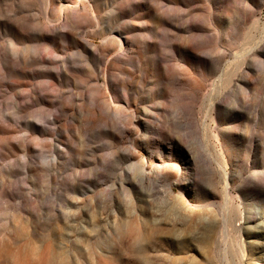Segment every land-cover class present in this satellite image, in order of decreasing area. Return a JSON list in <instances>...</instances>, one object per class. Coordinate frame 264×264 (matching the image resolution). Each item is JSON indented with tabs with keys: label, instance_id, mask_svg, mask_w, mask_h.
<instances>
[{
	"label": "rangeland",
	"instance_id": "1",
	"mask_svg": "<svg viewBox=\"0 0 264 264\" xmlns=\"http://www.w3.org/2000/svg\"><path fill=\"white\" fill-rule=\"evenodd\" d=\"M0 264H264V0H0Z\"/></svg>",
	"mask_w": 264,
	"mask_h": 264
},
{
	"label": "bare ground",
	"instance_id": "2",
	"mask_svg": "<svg viewBox=\"0 0 264 264\" xmlns=\"http://www.w3.org/2000/svg\"><path fill=\"white\" fill-rule=\"evenodd\" d=\"M65 36H66L65 39L68 40L69 36L67 34Z\"/></svg>",
	"mask_w": 264,
	"mask_h": 264
}]
</instances>
